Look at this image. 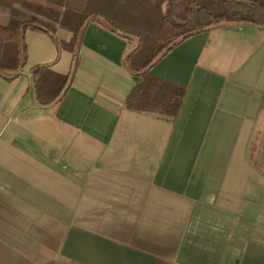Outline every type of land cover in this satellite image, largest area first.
<instances>
[{
    "label": "crops",
    "instance_id": "1",
    "mask_svg": "<svg viewBox=\"0 0 264 264\" xmlns=\"http://www.w3.org/2000/svg\"><path fill=\"white\" fill-rule=\"evenodd\" d=\"M209 38L150 71L187 87L172 119L126 107L139 82L122 62L130 44L96 23L50 102L61 82L35 69L66 75L73 56L26 32L25 65L0 70V264H264V169L251 154L264 40L223 73L202 62Z\"/></svg>",
    "mask_w": 264,
    "mask_h": 264
},
{
    "label": "trees",
    "instance_id": "2",
    "mask_svg": "<svg viewBox=\"0 0 264 264\" xmlns=\"http://www.w3.org/2000/svg\"><path fill=\"white\" fill-rule=\"evenodd\" d=\"M9 21L0 25V70L5 64L24 66L28 30L47 34L72 54L71 70L61 75L39 67L61 82L50 102L67 93L79 64L86 28L96 23L130 44L122 62L139 77L125 101L129 110L175 119L187 87L150 74L151 69L183 41L222 23L249 24L264 31V0H0ZM260 113H264V94Z\"/></svg>",
    "mask_w": 264,
    "mask_h": 264
},
{
    "label": "rangeland",
    "instance_id": "3",
    "mask_svg": "<svg viewBox=\"0 0 264 264\" xmlns=\"http://www.w3.org/2000/svg\"><path fill=\"white\" fill-rule=\"evenodd\" d=\"M6 13H8L6 9L0 8V25L8 23L2 17ZM245 29H248V31H244ZM207 32L210 33L209 47L208 52L203 56L202 62L210 61L209 67L211 66L223 73L234 72L242 61L254 51V48L264 40V31L256 29L249 24L222 23ZM239 47L243 52L242 55L238 53ZM6 66L7 69L17 67L11 64H6ZM262 116H264V113L261 114ZM263 121L262 117V120L260 119V127L253 137L251 154H254L255 164L264 169ZM259 141L261 142L260 144Z\"/></svg>",
    "mask_w": 264,
    "mask_h": 264
}]
</instances>
